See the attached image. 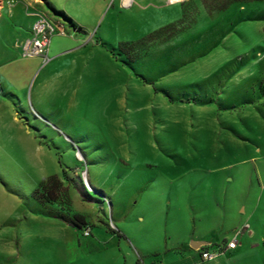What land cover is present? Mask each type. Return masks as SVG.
Listing matches in <instances>:
<instances>
[{"label": "rangeland", "instance_id": "374dc122", "mask_svg": "<svg viewBox=\"0 0 264 264\" xmlns=\"http://www.w3.org/2000/svg\"><path fill=\"white\" fill-rule=\"evenodd\" d=\"M204 1L0 0V264H156L242 208L264 233V0ZM30 13L64 30L32 72Z\"/></svg>", "mask_w": 264, "mask_h": 264}, {"label": "crops", "instance_id": "0c3cea01", "mask_svg": "<svg viewBox=\"0 0 264 264\" xmlns=\"http://www.w3.org/2000/svg\"><path fill=\"white\" fill-rule=\"evenodd\" d=\"M8 12L10 13L11 10ZM32 18L34 19V15L30 13L27 21L28 29L33 22ZM39 63V59L31 58L25 65L29 69L26 67L25 69L32 72ZM6 70L7 73H11L12 67H6ZM240 211V218H242L239 219L234 226L235 234L233 233L232 237L228 240L231 241L233 238L236 239L237 243L234 249H224L214 259L203 260L201 257L202 253L215 250L218 246L224 245V242L220 241L218 243L217 240L220 238H227L228 235L218 236L219 238H217V236L196 234V228L194 227L187 230L186 236L183 239H177L173 241V243H170L168 249L165 250V252H170L172 254L168 261L162 259L156 264H264V252L262 253V249L259 250V248L264 245V233L260 232L254 223H251L255 211L249 209L247 217H244L245 208H242ZM215 238H217V240ZM191 245H195V247H191ZM251 253L253 254L252 256H254L253 261H251V256L249 255ZM194 254L199 255V258L192 262L190 259H192Z\"/></svg>", "mask_w": 264, "mask_h": 264}, {"label": "built area", "instance_id": "2783aa9c", "mask_svg": "<svg viewBox=\"0 0 264 264\" xmlns=\"http://www.w3.org/2000/svg\"><path fill=\"white\" fill-rule=\"evenodd\" d=\"M1 7L2 5H0V11ZM54 35H64L62 26H58L42 16H37L31 24L30 36L18 43L21 56L23 58H39L43 61V64H46L49 61L47 55L49 53L51 38ZM88 233L89 230H85L84 234L88 235ZM236 243V239L233 238L231 241L225 242L224 245L218 246L215 250L202 253L201 257L203 260L214 259L224 249H234Z\"/></svg>", "mask_w": 264, "mask_h": 264}, {"label": "trees", "instance_id": "16d2710c", "mask_svg": "<svg viewBox=\"0 0 264 264\" xmlns=\"http://www.w3.org/2000/svg\"><path fill=\"white\" fill-rule=\"evenodd\" d=\"M253 1H262V0H223L221 2V5H219V7L217 8V11H224L229 5H231L233 3L253 2ZM202 2H203V5L205 6V8H207V11L210 12L211 9H210V7H208L209 4L204 0H202ZM183 18H184V14L182 15V19ZM180 21L166 25L164 27H161L158 30L153 31V32L147 34L146 36L140 38L137 41L121 42L118 44V49L129 61L133 62L134 59H136V56L132 55L131 50H133L137 47H140V46H146L147 47L148 45H151V44H154L157 42L158 43L164 42V41L168 40L169 38L173 37L176 33L179 32V30H177V25L180 23ZM161 37H163L162 40H160ZM179 102L182 103L183 101L179 100ZM49 180H52V178H50ZM54 194L55 193L50 191V190H46V191H43L41 193L34 192L32 194V198L39 204L53 203L56 200V195H54ZM71 224L73 227H76L77 229H81L84 227L83 223H73L72 222ZM108 231L111 233H114L113 229H109Z\"/></svg>", "mask_w": 264, "mask_h": 264}, {"label": "water", "instance_id": "95a60500", "mask_svg": "<svg viewBox=\"0 0 264 264\" xmlns=\"http://www.w3.org/2000/svg\"><path fill=\"white\" fill-rule=\"evenodd\" d=\"M191 247H195V245H191Z\"/></svg>", "mask_w": 264, "mask_h": 264}]
</instances>
